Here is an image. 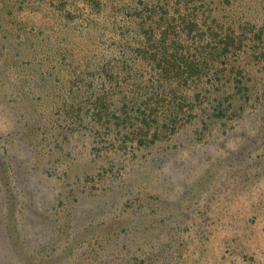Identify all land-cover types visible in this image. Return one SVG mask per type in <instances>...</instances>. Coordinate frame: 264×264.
Masks as SVG:
<instances>
[{"label":"rangeland","instance_id":"obj_1","mask_svg":"<svg viewBox=\"0 0 264 264\" xmlns=\"http://www.w3.org/2000/svg\"><path fill=\"white\" fill-rule=\"evenodd\" d=\"M0 264H264V0H0Z\"/></svg>","mask_w":264,"mask_h":264},{"label":"trees","instance_id":"obj_2","mask_svg":"<svg viewBox=\"0 0 264 264\" xmlns=\"http://www.w3.org/2000/svg\"><path fill=\"white\" fill-rule=\"evenodd\" d=\"M143 27H113L114 39H111L107 46V51L112 52L109 60L104 55H101L100 61V81L106 83L109 78V72L112 67H117L124 76L132 79L130 85L136 87L151 88L158 83L162 78H168V73L165 74V66L167 61L157 59L155 55H149L145 35L142 36L141 30ZM112 43V44H111ZM105 81V82H104ZM125 81V80H124ZM178 84L183 81L182 77H178ZM125 83L120 82L123 87Z\"/></svg>","mask_w":264,"mask_h":264}]
</instances>
